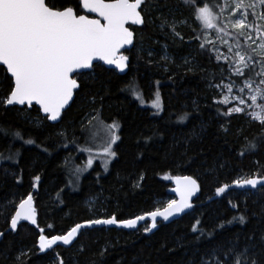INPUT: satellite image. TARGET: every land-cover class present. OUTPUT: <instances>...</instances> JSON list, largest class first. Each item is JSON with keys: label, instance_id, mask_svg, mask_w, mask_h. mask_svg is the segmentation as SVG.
<instances>
[{"label": "trees", "instance_id": "1", "mask_svg": "<svg viewBox=\"0 0 264 264\" xmlns=\"http://www.w3.org/2000/svg\"><path fill=\"white\" fill-rule=\"evenodd\" d=\"M145 11L152 19L171 13L177 21L186 20L178 26L184 40L161 31L159 20L153 23L149 19L146 26L132 27L135 47L127 53L130 62L126 73L95 63L94 69L79 77L85 87L74 92L58 123L48 122L35 105H0V129L4 130L0 131V154L8 157L18 150L13 159H0V233H4L0 264H53L57 254L68 264H199L201 255L215 244L236 236L243 243L249 234L264 232V190L232 184L258 171L264 175V140L259 139L264 133L257 122L242 114L223 115L227 110L213 101L215 92L210 83L217 80L218 63L209 46L204 50L199 47L202 38L193 39L201 32H194L197 28L190 9L182 6L181 0H151ZM148 50L153 52L151 63ZM165 55L168 59H161ZM138 90L150 96L159 93V115L138 104L133 94ZM6 93L7 81L0 72V97ZM89 109L105 122L118 121L121 139L108 172L97 175L94 166L73 189L68 169L79 152L74 153V140L61 135L60 130L74 131L77 120ZM185 112L188 118L178 122V116ZM16 132L22 139L14 138ZM75 132L81 135L75 139L78 142L83 133L79 129ZM146 137L151 139L146 141ZM254 138L258 149L241 157L239 153ZM27 139L35 143L25 144ZM214 162L218 163L213 169ZM36 175L41 180L33 188ZM178 175H190L199 183L192 208L180 218L159 222L148 232L144 228L147 222L136 231L86 229L70 247L57 246L44 252L37 247L41 229L49 237L63 234L81 221L111 216L127 219L164 207L165 199L171 197V180ZM224 183L230 185L229 190L217 196L216 187ZM30 192L37 226L20 222L15 231H9L17 204ZM240 215L247 216L245 224L238 220L227 223ZM221 223L223 230L217 229L209 237L207 233ZM194 226L205 235L193 232ZM22 252L27 255L18 262L16 257Z\"/></svg>", "mask_w": 264, "mask_h": 264}, {"label": "snow or ice", "instance_id": "2", "mask_svg": "<svg viewBox=\"0 0 264 264\" xmlns=\"http://www.w3.org/2000/svg\"><path fill=\"white\" fill-rule=\"evenodd\" d=\"M150 2L151 0H77L73 4L71 0H0V72L4 73V80L7 81V93L0 97V105L5 107L20 105L27 108L38 105L39 111L45 114L46 120L58 121L65 107L73 100L74 91L85 87V81L79 77L87 75V70L96 67L94 61L114 65L121 72L129 66L130 58L121 54V49H125L126 46L135 47V31L130 30V26L143 27L147 25L149 19H152L150 13L145 11V7ZM181 5L190 9L194 21L201 26L202 32L215 29L218 35L220 33L225 36L230 35L227 31L229 23L219 26V14L207 0H181ZM89 13H95L96 18H91ZM156 20L160 21L161 31L167 30L174 38L184 40L178 31V26L186 24V20L177 21L174 15L169 17L163 13L152 19V22L155 23ZM256 20L264 21V0H251L250 3L246 0H235L234 11L229 21L231 29L239 35L248 33L245 44L253 41V32L258 34L261 43L255 48L249 46L246 50L237 42L234 45V52L233 46L228 47V52L233 53L234 59L228 56L223 58L226 62L231 60L229 76H234L236 79L225 86L231 100L226 96L217 103L231 105L232 101H235L234 105L228 106L223 115L245 114L250 120L257 122L261 132L264 133V23L257 24ZM193 39L199 41L201 37L194 35ZM224 43L228 41L225 40ZM213 44L214 42L205 36L204 42L200 43L199 47L204 50ZM140 51L144 49L141 48ZM216 51L218 52V49ZM252 53H255V56ZM147 55L148 62L151 63L153 52L148 50ZM257 56L259 59H256ZM161 59L168 58L165 55ZM220 59L221 55H216V60ZM185 63L187 64L188 61ZM257 66H259L258 71ZM191 70L189 68V71ZM213 86L220 87L210 83V87ZM234 90L240 95H232ZM245 92L248 93L247 97L243 95ZM133 94L137 99L140 98L138 94ZM152 107L160 110L159 93L156 94ZM248 109L252 111L249 112ZM187 118L188 113L185 112L177 119L178 122H183ZM96 119L93 116L89 123ZM107 128L109 136L100 153L105 167L109 159L116 156L112 145L121 139L118 135L120 128L118 122L113 121L107 125ZM0 131L4 130L0 129ZM224 131L227 133L228 130L224 129ZM13 135L15 139H22L19 132ZM149 139L151 137L145 138L146 141ZM259 139L264 140V136H260ZM24 143L32 145L35 141L27 139ZM257 149L258 144L254 138L253 141H248L239 155L242 157L247 152H255ZM44 150L47 151L46 148ZM85 150L91 152V148ZM16 154L18 150L8 157L0 154V159H13ZM92 162L90 158L87 162L88 166H91ZM216 163L218 162H214L213 169ZM219 166L225 167L224 164ZM76 171L78 173L80 169ZM168 178L165 176V179ZM33 179L36 183H33L32 187L36 188L41 177L36 175ZM175 180L177 183L175 191L180 198L169 200L163 209L157 208L145 215L127 220H118L115 216L85 220L76 223L65 233L51 235L50 238L43 234L44 229H41L38 238L39 250L44 252L52 249L58 242L70 246L82 233V229L91 228L93 225L119 224L125 228H136L138 222L144 221L146 216L151 218L152 223L150 227H145V231H151L152 228L157 227L158 217L167 221L170 217L192 208L190 198L199 190L197 180L192 176L175 177ZM232 184L237 188L247 186L251 189L259 187L264 190V175L259 174L258 171L251 177L233 180ZM229 188L230 185L224 183L216 187L215 193L220 196ZM32 202L33 195L30 192L27 198L19 203L10 222L13 231L17 229L18 221L21 219L36 223ZM229 203L231 204V201ZM232 206L236 207V205ZM236 220L240 224H245L247 216H233L227 223L231 224ZM196 223L199 225L200 221L197 220ZM224 226V223L219 224L207 235L213 237L217 229L223 230ZM49 228L54 226L49 225ZM193 232H199L201 237L205 235L203 230L195 226ZM3 235L4 233H0V236ZM80 251H84L83 246ZM24 255L27 253L22 252L16 260L19 262ZM100 255H104L103 250ZM53 264H68V262L57 254ZM199 264H264V232H260L258 236L255 232L249 234L243 243L240 242L239 236H236L215 244L201 255Z\"/></svg>", "mask_w": 264, "mask_h": 264}, {"label": "rangeland", "instance_id": "3", "mask_svg": "<svg viewBox=\"0 0 264 264\" xmlns=\"http://www.w3.org/2000/svg\"><path fill=\"white\" fill-rule=\"evenodd\" d=\"M207 2L212 4L216 13L219 14V20H218L219 26L222 27L223 24L229 23V27L227 31L230 33V35H227V36H225L223 33H220L218 35L215 29H208L202 32L201 26L197 22L194 21V23L196 24V28H197L196 31L199 30L201 32V35H200L202 38L201 40L204 41V38L206 36L208 40L214 42L213 45H209V48H210V52L212 53L214 57V61L218 63L217 68L219 70V74L217 76V80L214 83H212V85H220V87L213 86V89L215 92V97L213 98V101L217 103V101L223 100L226 96H228L229 99L231 100V97L229 96L227 92V88L225 86L236 79V77L234 76L232 77L229 76L228 69L231 66V60L226 62L223 58L224 56H228L234 59L233 53L228 52V47L233 46V52H234L235 51L234 45L237 42H239L247 50L249 46H251L252 48H255L257 45L261 43V40L258 37V34L253 32L252 33V36L254 38L253 41H248L245 44L244 41L248 33L245 32L243 35H239L238 33H236L235 31L231 29L229 21L234 11L235 0H207ZM246 2L250 3L251 0H246ZM249 11H251V9H249ZM257 12L259 13V9H257ZM172 15L173 14L170 13L169 17H171ZM256 23L262 24L264 23V21L256 20ZM225 40L228 41V43H224ZM216 49H218V52L216 51ZM218 54L221 55V59L219 61L216 60V55ZM252 55L255 56V53H252ZM256 59H259V57L257 56ZM258 70H259V66H257V71ZM239 86L240 85H237V87ZM135 93L138 94L140 97L139 99H137L136 95H134L135 99L137 100L138 104L141 107L151 109L156 115H159L161 113L162 111L161 99H160V104H161L160 110H157L152 107V103L156 99V94L158 92L154 93L151 96L148 95L147 93H143L142 90H138ZM232 95H240V93L234 90ZM243 95L247 97L248 93L245 92ZM218 104H220L227 110L228 106H232L235 104V101H232L231 105L221 104V103H218ZM248 111L250 112L252 110L248 109ZM242 115L245 119L250 120L247 115L245 114H242ZM93 116H95L97 119L92 120L90 124L89 121L91 120ZM113 121H116V120L105 122L99 118L95 110L89 109L84 113V115L80 119L77 120L74 131L72 129L71 130H64V129L60 130V133H65V136L69 138L71 141L74 140L73 141L74 147H72L74 149V153L77 154L79 152L77 159L74 161L75 162L73 166L74 169L73 167L72 168L70 167L68 169L69 181L71 183L70 187H72L73 189L79 186L81 177L89 174V172H91L94 169V166L98 168V170L95 171V174L97 175H104L108 172L110 163L115 157L110 158L107 163V167H105L104 160L102 156L100 155V153H102L103 147L105 146V143L109 136L107 125L111 124ZM76 129H79V131L83 133V137L78 142L75 139L80 134L75 132ZM119 129H118V135H119ZM116 143L112 145V149L114 151H115ZM88 148H91V152L85 150ZM90 158H92L93 162L91 166H88L87 162ZM77 169H80L79 171L80 173H77L76 171ZM253 174H251V176ZM239 179H243V177ZM173 199L174 197L172 196L170 198L165 199L164 205H166L169 200H173ZM94 219H98V218H94ZM148 226H149L148 223H146L144 225V228Z\"/></svg>", "mask_w": 264, "mask_h": 264}, {"label": "water", "instance_id": "4", "mask_svg": "<svg viewBox=\"0 0 264 264\" xmlns=\"http://www.w3.org/2000/svg\"><path fill=\"white\" fill-rule=\"evenodd\" d=\"M89 15H90V17L91 18H96V14L95 13H89ZM132 27H139L138 25H131L130 26V30H132ZM132 47L133 46H126L125 47V49H121V54H123V55H127L128 56V51H130L131 49H132ZM95 63H100V64H102L103 66H105L107 69H112V70H114V71H116V72H118L119 74H124V73H126V71H127V68H125V70L123 71V72H121L119 69H116L115 68V66L114 65H107V64H104V62L103 61H94V64ZM90 70H87V72H89ZM75 92V91H74ZM74 97V96H73ZM71 102L72 101H70L69 102V105H67L66 107H65V109L63 110V112L70 106V104H71ZM15 106H17V107H26V106H20V105H15ZM35 106H37L38 107V109H39V106L38 105H35ZM9 107V106H8ZM40 112V111H39ZM62 112V113H63ZM40 114L42 115V116H44L45 117V114L44 113H42V112H40ZM60 120V119H59ZM59 120L58 121H56V122H52V121H48V122H50V123H58L59 122ZM183 176H190V175H178V176H174L173 178H172V180H171V184H172V186H171V188H170V190H169V193H170V195L172 196V197H174V199H176V200H179V195H178V193L175 191V189L177 188V183H176V180H175V177H183ZM194 178V177H193ZM195 179V178H194ZM198 182V181H197ZM198 185H199V183H198ZM235 186V185H234ZM259 188V187H258ZM243 189H246V190H254V189H251L250 187H245V188H243ZM198 194H199V190L198 191H196L194 194H193V196L190 198V203L191 204H193V201H194V199L198 196ZM33 195V194H32ZM27 198V195L23 198V199H26ZM22 199V200H23ZM21 202V201H20ZM19 202V203H20ZM19 203L17 204V206H16V209H15V211H14V213H13V215L12 216H14L15 215V213H16V211H17V208H18V206H19ZM32 207L35 209V213H36V207H35V202H34V195H33V202H32ZM160 209H163V207L162 208H160ZM188 210H190V209H186L184 212H182V213H180V214H177V215H174V216H172V217H170L167 221H165V220H163L162 218H160V217H158L157 218V224L159 223V222H171V221H174V220H176V219H178V218H180L181 216H183ZM154 211V210H153ZM151 212V211H150ZM148 213V212H147ZM146 213H143V214H139V215H136V216H140V215H145ZM136 216H133V217H131V218H127V219H132V218H135ZM111 217H113V216H111ZM111 217H106V218H98V219H107V218H111ZM35 218H36V223L35 224H33L30 220H23V219H21L20 221H18V224L20 223V222H26V223H28V224H30V225H32V226H37V213H36V216H35ZM127 219H118V220H127ZM10 222H11V220H10ZM10 222H9V227H8V230L9 231H13L12 229H11V227H10ZM83 221H81V222H78V223H82ZM148 223V225H149V227L151 226V223H152V221H151V218L150 217H147L146 216V218H145V220L144 221H139L138 222V224H137V226H136V228H125V227H123L122 225H119V224H116V225H93L91 228H85V229H82V231L83 230H86V229H92V228H96V227H105V228H117V229H122V230H125V231H136L140 226H142L144 223ZM17 224V225H18ZM75 225V224H74ZM73 225V226H74ZM73 226H71V227H73ZM70 227V228H71ZM69 228V229H70ZM68 229V230H69ZM155 230V228H152L151 229V231H154ZM66 232V231H65ZM64 232V233H65ZM55 235H58V234H55ZM1 238H2V236H0V240H1ZM39 238V237H38ZM49 238H50V236H49ZM74 243V242H73ZM39 239H37V247L39 248ZM57 246H64V247H70V246H68V245H63L62 243H60V242H58V244L57 245H54L53 246V248L54 247H57ZM48 250H50V249H47V250H45V251H48Z\"/></svg>", "mask_w": 264, "mask_h": 264}]
</instances>
